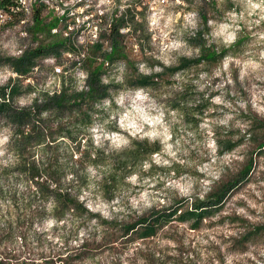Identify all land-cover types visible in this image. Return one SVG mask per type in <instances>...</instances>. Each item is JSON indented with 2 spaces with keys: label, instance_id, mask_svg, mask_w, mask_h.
<instances>
[{
  "label": "rangeland",
  "instance_id": "rangeland-1",
  "mask_svg": "<svg viewBox=\"0 0 264 264\" xmlns=\"http://www.w3.org/2000/svg\"><path fill=\"white\" fill-rule=\"evenodd\" d=\"M22 3L26 17L17 25L7 24L0 11V88L18 78L13 60L60 33L73 48L101 37L100 63L110 43L99 25L124 18L125 57L106 65L109 97L92 109L81 139L83 147L92 146L93 154L104 155L107 163L87 168L78 196L102 221L114 216L131 223L150 219L158 210L178 212L168 224L158 222L155 238L112 251L102 241L106 229L101 221L73 222L70 214L56 224L52 201L32 191L31 206L45 213L28 233L0 237V264H26L30 250L44 255L36 264H146L148 256L151 264H264V0ZM34 9H43L47 22L60 18L62 23L51 33L34 34ZM204 45L226 54L197 62ZM60 54L35 59L28 79H20L17 105L29 106L37 96L63 86L87 89V69L78 53ZM182 59L195 64L181 70ZM137 74L163 77L145 89ZM10 136L7 123L0 121L3 211L13 207L11 192L32 190L15 169ZM154 144L161 150L150 153ZM70 145L54 146L56 167L65 163ZM74 180L71 173L56 176L51 189L54 194L74 192Z\"/></svg>",
  "mask_w": 264,
  "mask_h": 264
},
{
  "label": "trees",
  "instance_id": "trees-1",
  "mask_svg": "<svg viewBox=\"0 0 264 264\" xmlns=\"http://www.w3.org/2000/svg\"><path fill=\"white\" fill-rule=\"evenodd\" d=\"M0 11L7 17L5 21L10 26L17 25L25 20L26 9L22 0H0ZM34 20L32 31L34 34L41 32L51 33L57 30L63 19L57 18L50 22L43 17V9H34ZM206 23V19H204ZM125 28L124 18H111L109 26L99 25V29L104 34L108 33L107 40L110 43L109 52L103 56V60L97 62V54L103 51V42L100 40L93 44L76 46L73 48L69 44L68 38H64L62 33L55 35L52 41L39 44L35 49H28L14 61V71L18 78L10 81L6 86L0 88V121L6 122L11 130L10 140L14 146V153L17 162L14 164L19 176L32 189L27 192H11L10 202L13 207L3 211L0 208V237H13L17 232L23 234L31 230L35 220L42 217L45 210L33 208L30 196L32 191L36 196L53 203V216L55 223L65 221L72 214L73 222L101 221L105 227L102 241L105 240L112 251L123 252L128 243H139V240H150L157 235V224L163 222L168 224L178 212L177 210H166L165 212L154 211L150 219L142 218L135 222H128L118 217L110 216L106 220H100V216L90 211L78 196L79 190L84 188L83 176L91 164L107 163L106 157L102 154H93L92 146L82 145V138L85 137L88 127L93 117L92 109L109 97L111 84H106L103 78L107 64H113L115 59L124 58L126 48L123 40L124 34L121 30ZM102 36V34H101ZM78 47V48H77ZM63 51L78 53L79 61L86 66V85L87 89L82 91H69L65 86L61 90L47 92L44 96H37L29 106H20L15 103L21 82L27 80V75L35 69L34 61L38 57H60ZM200 57L197 62H213L223 57L226 52L221 54L212 47L200 46ZM59 52V54H58ZM191 62L182 59L179 67L181 70L188 69ZM163 72L167 68H162ZM179 71V70H178ZM24 78L23 80H20ZM161 76H143L137 74L135 79L139 87L151 89L158 84ZM65 85V83H64ZM28 88L33 86L28 84ZM81 127L73 130V127ZM66 142L70 149L65 152L64 164L56 167L55 156L57 154V143ZM41 147L42 150L36 152L33 148ZM232 149V148H229ZM161 148L154 144L150 153L158 152ZM40 154V159L35 156ZM72 174L74 192L63 191L54 194L51 189L56 176H67ZM55 181H58L55 180ZM3 181L0 179V183ZM58 184L55 183V186ZM105 185H108V183ZM3 192H0V203L3 200ZM215 203H220L221 199L214 198ZM22 202V203H21ZM204 204V203H202ZM202 207V206H199ZM198 209V208H197ZM191 215V214H189ZM193 215V214H192ZM180 219H184L180 217ZM198 222L202 221L203 215L199 214ZM37 235V234H36ZM135 236V238H133ZM90 240H96L90 236ZM125 243H127L125 245ZM87 241L82 245L83 252L87 248ZM127 249V248H125ZM30 261L26 264H36L35 259L44 257L41 253L30 250ZM63 259V258H61ZM61 264H67L66 260H60ZM146 264L153 263L148 256L144 258Z\"/></svg>",
  "mask_w": 264,
  "mask_h": 264
}]
</instances>
